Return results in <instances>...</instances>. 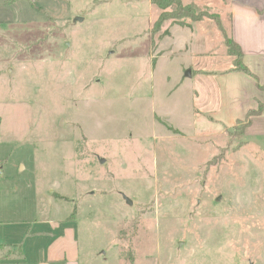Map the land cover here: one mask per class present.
Returning a JSON list of instances; mask_svg holds the SVG:
<instances>
[{
	"label": "rangeland",
	"instance_id": "1",
	"mask_svg": "<svg viewBox=\"0 0 264 264\" xmlns=\"http://www.w3.org/2000/svg\"><path fill=\"white\" fill-rule=\"evenodd\" d=\"M189 2L215 55L151 0H0L3 219L68 224L79 264H264V137L211 116L251 98L199 71L235 68L230 19Z\"/></svg>",
	"mask_w": 264,
	"mask_h": 264
},
{
	"label": "crops",
	"instance_id": "2",
	"mask_svg": "<svg viewBox=\"0 0 264 264\" xmlns=\"http://www.w3.org/2000/svg\"><path fill=\"white\" fill-rule=\"evenodd\" d=\"M189 1V3L205 4L207 7L210 5L222 9L225 7L230 19L229 35L242 49L243 63L260 77L256 80L245 71L233 69L222 72L199 69L203 74L218 76L222 83L227 84L228 81L225 93H228L231 85V91H235L241 96H246V94L250 96L249 107L243 102L242 110H238L243 114L239 113V116L234 113V108H229V103L223 104L222 108L219 104L216 110H212L211 116L215 119L226 125H233L237 121L246 118L249 110L256 109L259 102H264V90L260 89L258 85V82L264 85V0ZM212 24L215 23H212L209 19L195 21L191 27L175 24L171 28V34L165 37L177 40L179 44H174V49L178 48L179 53L186 49V45L189 43L190 52L195 58H200L203 55H215L218 52L208 46V41L201 42L199 39L200 32L196 31L201 25L210 30L213 27ZM210 33L209 31V34H204L207 40L210 38ZM221 34L223 35V31H221ZM225 51L228 52L226 47ZM239 99H241L240 96ZM247 135L264 137V113L253 119L252 124L247 128ZM259 141L262 144L263 140ZM261 148L264 149V146L261 145ZM12 213V210H9L3 219L0 210V264H79L75 258L66 252L69 243L65 245L67 241L65 238H69L68 241L72 242L74 240L71 233L72 227L67 224L63 230L65 223L55 222L54 219L30 224L25 222V219L16 220L12 218ZM41 223L44 225H41ZM47 236L51 237L49 244H47V240H44Z\"/></svg>",
	"mask_w": 264,
	"mask_h": 264
},
{
	"label": "trees",
	"instance_id": "3",
	"mask_svg": "<svg viewBox=\"0 0 264 264\" xmlns=\"http://www.w3.org/2000/svg\"><path fill=\"white\" fill-rule=\"evenodd\" d=\"M151 1L161 11L158 19L155 22L156 25L159 24L161 26V24L165 20H171L172 24H178V25L180 24L182 26L191 27L195 21L218 18V16L214 17L213 15H207L206 13H203L200 10L196 11L195 10L196 8L193 7L194 5L185 4L183 3V0H151ZM181 16L192 18V22H186L180 20ZM217 21L218 23H220L218 19ZM166 34H169V28L164 31V33L159 37V40H162ZM152 39L154 45L155 44L154 36H152ZM225 45L229 54L234 57L233 64L235 68L233 70L245 71L246 73L254 76L250 68L243 63V51L241 47L235 42V40L230 35L225 36ZM258 85L260 89L264 90V85H261L259 82ZM263 113H264V103L259 102L258 107L256 109H250L248 115L244 119L245 128H248L252 124L253 119L255 117Z\"/></svg>",
	"mask_w": 264,
	"mask_h": 264
},
{
	"label": "water",
	"instance_id": "4",
	"mask_svg": "<svg viewBox=\"0 0 264 264\" xmlns=\"http://www.w3.org/2000/svg\"><path fill=\"white\" fill-rule=\"evenodd\" d=\"M189 74H190V71H189ZM103 161V160H102ZM128 201H129V203H131V200L130 199H128ZM253 264V263H252Z\"/></svg>",
	"mask_w": 264,
	"mask_h": 264
}]
</instances>
